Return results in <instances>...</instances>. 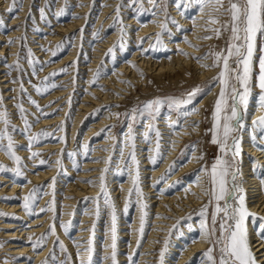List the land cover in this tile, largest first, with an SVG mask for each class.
Instances as JSON below:
<instances>
[{"label":"rangeland","instance_id":"1","mask_svg":"<svg viewBox=\"0 0 264 264\" xmlns=\"http://www.w3.org/2000/svg\"><path fill=\"white\" fill-rule=\"evenodd\" d=\"M110 1L15 0V10L13 12L8 11L13 6V0H10L5 8L0 5V18L3 19V24L0 25V48L5 47L6 49L3 54L0 50V64H4V67L7 68L3 70L0 67V71L3 70L0 73V95L3 96V103L0 104V112L7 110L10 121L8 134L13 137L16 155L22 158L21 164L17 165L6 151L0 149V152L5 156V158L0 159V165L6 166L4 170L0 171V174L2 173V175H6V177L12 179V182L14 181L19 183L20 186H24L29 182L28 173H31L30 175H36L42 172H48L54 167L57 169V172L49 180L35 184L36 186L32 185L27 191L20 189L15 195L17 202L25 203V198L36 190L34 200L30 203V210L26 209L27 214L24 219L18 216V212H7L0 209V215L3 212L7 213L18 224L17 227L2 228L3 224L0 223V264H45V262L47 264H59V261L65 260L69 254L71 257L69 264H80L81 256L77 253L84 252V248L87 247V242L90 239L93 240L94 248V252L92 253L93 264H112L110 259L112 253L111 245L113 242L111 209L104 204L101 189L102 183L107 187L116 209L117 262L118 264H139L141 261V252L144 250L145 242L152 228V216L154 214L152 206L156 205V202H153L151 198L155 197V200L161 199V196H163L166 190H171L172 192L182 190V192L189 193L193 189L194 179L199 177V171L197 170L199 166H196L191 171V176H181L177 180H171L167 188L162 187L164 186V182L168 180V175L160 177L153 188L155 191L150 194L145 193L146 182L144 180L147 178L142 169V159L144 156L140 152L141 145L139 142L141 139L146 140L144 133L147 131L149 138L146 141L148 144L151 143L154 146L152 148V157L156 160L154 163L155 167L160 166L168 155L166 153H169L167 146L162 144L164 143L162 138L167 135L165 133V127H174L176 132H180L182 124L188 116L185 113L197 109L198 105H200L207 95H210L211 99L209 101L210 103L205 106L203 116L205 129L203 136L196 138L195 132H192L190 137L184 138L185 140L181 142L183 145H180L182 148L178 149L179 156L176 160H172L171 164L176 169L186 165L191 160L190 155L198 143L202 148L203 167H206L209 171L216 159L221 156L220 146L212 143L213 133L211 131L213 128L212 113L214 111L215 101L218 99L221 90V86L215 82L214 78L218 76L221 69L214 67L216 74L213 78H210L209 75H200L199 72L201 69L196 68L195 63L197 62L201 65L202 61L200 60H203L206 62L205 65L211 67L213 57L209 56L210 60H212L211 62H207L208 59L198 60L196 57H204L209 52L223 51L225 49L229 39V33L224 31L222 35L217 37L211 29L219 28L220 25H212L209 23V20L213 15H216L219 16L221 23H224L228 20V15L223 13V10L220 13H214L212 5L206 7L204 9L205 17H203L205 29L200 33L197 32V34H201L199 36H201L202 40L200 44H195L192 42L196 41V39L185 36L192 29L184 27V22L182 21L184 17L192 20L196 19L200 10L199 6L194 3L190 8L177 9L175 8L177 0H156L159 7H153V4L149 0H139L135 5H132L131 0H112L113 6L110 12L103 15ZM141 4L143 8H141ZM86 5L89 6L83 8ZM224 6H228V0H224ZM165 8L166 12L163 10ZM61 10H63V14L57 15ZM176 10L179 13H176ZM181 14L184 15L183 18L178 17ZM153 17H156L154 22L158 24L157 28L159 30L142 37H134V34L131 32L133 31L136 36H140L142 33H139V31L142 29V25L149 24ZM105 18H111L107 25H105ZM173 18L178 21V25L172 23ZM132 19L137 22V25L134 26L128 23ZM74 22H80V24L73 30L67 31V33H63L60 36L58 30H61V26L66 28L70 24H75ZM164 24H167V31L163 27ZM116 32L117 37L111 42L108 48L101 46L104 41H108L111 35ZM54 35H59V39L51 42L50 38ZM206 36H211L212 38L205 39ZM158 40L161 43H158ZM170 42H173L175 46L168 47ZM262 43H264V38L258 36L257 55H259V48ZM36 45H43L42 53L44 55H39L40 53L38 51L40 48H35ZM120 45H123V47ZM58 46L60 47L58 48ZM194 46L195 49H192ZM100 49H103V51ZM110 49L113 50L112 53L109 52ZM73 50L76 51V55H74L72 61L66 64L64 63L65 65L62 64L58 68H50L52 64L59 63L73 52ZM196 50L201 51V53L196 55ZM137 51L142 55H137L136 58L134 54ZM12 52L18 53L14 55L15 57H12L13 59H10ZM98 52H100L101 58H99V61L94 67L92 63L93 60L97 59L96 53ZM179 54L194 57L191 68L187 70L186 68L178 69L173 72L166 71L159 74L158 71H149L144 67L142 68L138 62V59L144 56L147 59H151V63L157 61L158 65L163 60H173ZM17 64H19V68L16 67ZM123 64L129 66L130 71H138L139 77L128 83V79H131L130 76L120 71L121 65ZM9 65L12 67H9ZM97 72H99V78H97ZM53 73H56V75H52ZM4 74H9L11 87H4V84H6L5 81L2 83ZM68 74L72 75V77L68 80L67 87H63L60 85L61 78ZM114 77L115 80L118 79L122 83H126L123 89L116 85L117 82L115 83L113 81ZM105 78H108L109 82ZM53 84L56 86L52 87L51 85ZM216 85L220 87L217 91L213 92L212 90ZM197 86L202 87L203 91L196 96L192 104L176 106L171 103L173 99H186L187 93ZM22 87L24 91L21 90ZM39 87H46L48 90L40 93L37 91ZM110 87L114 89H110ZM4 89L9 90L11 94L6 95L3 92ZM60 90H67L70 93L65 96H59L60 93L57 94V92ZM114 90H117V92ZM95 91L98 96H102L103 93H110L109 96H111V93H114L119 98L111 97L105 102L100 101L98 104H95L83 116V119L75 130L76 136L74 141L70 145L68 135L71 132L70 128L74 125L75 114L78 112V107L80 106L79 103L83 99L87 100L84 103L89 106L94 104V102H98L96 99L99 98L94 93ZM259 91L255 83L254 75L252 95L249 98L246 110L242 113L244 116L242 121L243 126L237 132H234L233 136L241 138L242 131L249 126L246 123L248 121L246 117L252 118L257 114L255 111L257 109L256 105L259 104ZM54 93H56V98L48 102L43 100ZM31 100L37 101L40 109H37L31 103ZM154 100H159L161 103L154 110H145L144 105ZM21 103L26 110L25 115L31 125L27 129L25 128V121L21 117L17 107ZM12 104L15 105L13 106ZM60 105L61 107H59ZM258 108L260 110L263 109L261 112L264 113V108L260 106ZM14 111H16V114H13ZM103 115H106L108 120L104 121L105 116ZM57 117L63 118L62 121L41 127L43 120H56ZM169 117L171 118L170 120ZM260 117H264V115ZM102 118L104 122L101 129L97 133L90 135L92 125L102 121ZM169 123L171 125H168ZM152 126H155L161 133L159 138L152 131ZM4 128L5 125L0 122V131H3ZM129 128L132 129L131 135L135 137V154L139 161V187L143 192L142 196L136 194L133 184L136 165L132 164L129 159V154L133 151L131 137L126 138V134L129 133ZM254 129L255 131H261L256 125ZM42 130H47L52 134L47 137H39L38 142L33 143L31 148H29L28 135L35 136ZM255 131L252 129L249 134L253 135ZM19 136L24 138V143L18 142L20 140ZM100 140H106V144L103 145L105 152L98 151L99 147L96 144ZM157 140H159L160 144L159 155H157L156 151ZM256 140L257 138L255 137ZM7 143V138H5L3 144L7 145ZM42 143L52 144L54 146L60 145L61 147L53 152L34 149L35 146H39ZM23 144H26V146H22ZM229 144H231V141H229ZM85 145L88 146L87 153L84 147ZM121 151H123V160L120 157ZM22 152L27 155L22 156ZM33 152L40 153V155L33 158ZM70 153H76V155L72 156ZM242 154L235 158L234 161L235 166L239 168L240 172L242 169ZM227 158L230 161L233 160L231 153H229ZM41 160L45 161V163H39ZM96 161L102 163H99V166L95 167L93 164ZM18 167L22 173L21 175H17L15 172V169ZM96 168H101V173L91 175V171ZM129 171L132 173L131 176H129ZM204 173L206 175L208 174L207 172ZM82 176L86 177L82 178ZM101 176L104 177L103 181L101 180ZM18 179L20 181H17ZM128 180L130 182L129 186L122 187ZM237 183L242 187L240 182ZM9 184L10 181H0V189H7L13 186H8ZM70 184H75V187L79 189L81 187L78 184L85 187L97 188V195L93 197H75V202L68 206V204H64L63 197L74 198V196L66 195L64 192L67 190V193L73 194ZM229 188L231 189V185H229ZM2 192L0 199L7 196L5 193L7 190ZM152 194L156 195L153 196ZM44 196L48 198L44 200L45 203H42ZM15 197L12 198L13 201ZM138 200L140 203H137ZM90 203L94 204V206L89 207ZM143 203L147 204L146 209L141 208V204ZM126 205L128 206L127 212H125ZM98 206L100 214L96 220V224H94V233L92 227L91 234L77 237L79 227L82 224L83 226L90 224L89 221L82 223L85 221L83 217L96 214ZM204 207H207L206 223L211 227V218L215 211L214 200L210 201L208 199L204 205L191 207V210H186V207H184V213L186 212L185 214L183 213L184 217L179 220V213L176 212L178 215L176 213L173 214V222H176V225L172 229L167 228L164 230L168 231L167 241L159 235L153 236L154 240H158L156 256L153 259L146 257L144 264H161L160 253L162 251H164L163 264H178L179 259L185 256L186 249L191 245L189 241L201 233L199 224L201 217L199 212ZM52 208H54V211L50 210ZM172 209L175 210V208ZM145 211L147 212V217L145 219L143 233L141 234V217ZM67 213L69 214L68 217H63ZM159 214L166 215L164 213ZM136 215L138 218H135ZM189 216L191 219H188ZM41 217L49 218L47 221L37 223ZM0 219L1 221H6L3 217ZM135 220H138V222H135ZM69 222L71 224L66 232L63 224H68ZM259 224L256 220L255 229L257 232H259ZM136 225H138L136 232L138 233L137 238L139 239L134 250H130V242L133 241L134 237L136 238V234L131 230ZM189 225L192 226L191 229H189ZM218 226L219 218L217 219V228ZM43 227V232H41L39 238L40 233L33 232V230ZM246 227L248 230L249 226L247 221ZM15 231H21L22 233L18 234ZM122 231H130L132 238H129L130 235L122 238ZM62 235H65L66 239ZM42 237L43 239H41ZM107 239L109 240L107 241ZM60 242H63L65 245L66 252L61 251L59 246ZM178 242L182 244L179 245ZM80 243L81 245L84 243V247L78 249L77 244ZM34 245H37L34 251L48 249L42 259L30 256L32 254L28 252V249L25 250L28 247L32 249ZM72 246L74 247L73 249L70 248ZM173 246H177L179 252L174 253L175 251L172 250ZM202 252L196 254L186 264H201V261L206 259L202 256ZM121 255L123 256L120 257ZM129 256L132 257L131 260H129ZM105 257H108V259H105ZM150 260L153 261L148 262Z\"/></svg>","mask_w":264,"mask_h":264},{"label":"snow or ice","instance_id":"2","mask_svg":"<svg viewBox=\"0 0 264 264\" xmlns=\"http://www.w3.org/2000/svg\"><path fill=\"white\" fill-rule=\"evenodd\" d=\"M138 2L139 0H131L132 5H135ZM149 2L153 4V7H159L156 0H149ZM193 3L199 6L201 13H203L204 9L209 5H212L214 13H220L221 10H223V13L228 15V20L221 23L219 16L213 15L210 18L209 23L212 25H220V27L213 28L211 31H213L217 37L222 35L224 31L229 33V39L223 51L209 52L204 57H196L198 60H206L211 56L213 57V64L211 67L221 69L218 76L214 78L215 82L219 83L221 86V90L218 99L215 101L214 111L212 113L213 128L211 129L213 133L212 143L220 146L221 156L216 159L210 171L206 167L202 169L209 175L210 188L206 191V194L210 196V201H215V211L211 218V227L206 223L207 207L202 208L199 212L201 217L200 228L202 234L208 238V243L210 245L202 253V256L206 258V262L205 260H202L201 264H259V261L256 259L249 244L248 230L246 227V220L249 217H255V214L251 213L246 206L245 190L237 184L238 177L241 173L234 163L235 158L239 157L242 152L241 138L233 136V133L237 132L243 126L242 121L244 116L242 113L246 110L249 98L252 95L254 75L256 86H258L260 90L258 101L259 106L264 108V43L261 44L259 55H257V38L258 36L264 38V0H228L227 7L224 6V0H214V2L213 0H177L175 6L177 9H185L190 8ZM141 8H143L142 4ZM14 10L15 0H13V6L9 8L8 11L13 12ZM163 10L166 12V8ZM62 14L63 10L57 13V15ZM172 23L178 25V21L174 18L172 19ZM2 24L3 19L0 18V25ZM163 27L166 31L168 30L167 24H164ZM211 38V36L205 37V39ZM157 42L161 43L159 40ZM189 43L191 42L189 41ZM120 46L123 47V45ZM59 47L60 46H58V48ZM112 51V49L109 50L110 53H112ZM185 54L187 55V53ZM202 66L209 67V65ZM9 67L12 66L9 65ZM16 67L19 68V64H17ZM52 75H56V73H53ZM97 78H99V72H97ZM51 86L55 87L56 85L53 84ZM21 90L24 91L23 87ZM47 90L46 87L37 88V91L40 93H44ZM202 91L203 88L197 86L187 93L186 99H173L171 103L176 106L192 104L196 96ZM2 103L3 96L0 95V104ZM31 103L35 105L37 109H40V105L37 101L31 100ZM160 103L161 101L159 100L147 102L144 105V109L154 110ZM17 107L21 117L25 121V128H30L31 125L25 115L26 110L24 109L23 104H18ZM194 111H198V109H194ZM191 114V112L185 113V115ZM170 119L171 118L169 117V120ZM0 122L5 125L4 130L0 131V149L6 151L16 164L20 165L22 158L16 155L13 137L8 134L10 121L8 119L7 110L0 112ZM253 124L259 127L261 132H264V117H260L257 121H253ZM152 131L157 138L160 137L161 133L155 128V126H152ZM131 133L132 129L129 128V133L126 134V138L129 136L131 137V146L133 149L129 154V159L132 164L136 165V174L133 184L136 194L142 196L143 192L139 187V161L135 154V137L131 135ZM51 134L52 133L47 130H42L35 136L29 134V148H31L33 143L38 142L39 137H47ZM144 137L146 140L149 138V133L147 131L144 133ZM5 138H7L8 141L7 145L3 144ZM253 139L255 140L254 135ZM229 141H231V144H229ZM84 147L87 153L88 146L85 145ZM159 149L160 144L159 140H157V155H159ZM229 153H231L233 158L232 161L227 158ZM39 155L40 153L37 152L32 153L33 158L38 157ZM70 155L75 156L76 153H70ZM120 157L121 160H123V151H121ZM150 159L152 160V163L156 162L154 157H150ZM40 163L43 164L45 161L41 160ZM5 167L6 166L0 165V171L4 170ZM257 168H264V166L257 163ZM105 171H107V169H105ZM15 172L17 175L22 174L19 167L15 169ZM131 175L132 173L129 171V176ZM101 180H104L103 176H101ZM197 183H199V179H197ZM261 184L264 185V177H261ZM229 185H231V189L229 188ZM101 189L104 204L111 209V232L113 242L111 245L112 253L110 259L112 264H118L116 254V209L110 198L107 187L103 183ZM35 191L36 190L25 198L24 207L27 210H30V203L34 200ZM230 201H236V203L233 204ZM221 202H223V204H221ZM137 203H140V201L138 200ZM141 208L146 209L147 204H141ZM50 210L54 211V208ZM127 210L128 206L126 205L125 212H127ZM42 211H44V209H42ZM99 214L98 206L96 212L97 219L99 218ZM146 217L147 212L145 211L141 217V234L143 233ZM218 218L219 226L217 228ZM188 219H191V217L189 216ZM259 219L261 220V223L258 225L259 234L261 238L264 239V218ZM70 224L71 222L63 224L66 232L68 231ZM191 227L192 226L189 225V229H191ZM94 230L95 225H93V233ZM41 239H43V237ZM59 246L61 251H67L63 242H60ZM82 247L84 246L77 244L78 249ZM84 251L88 254L86 260L83 258V253H77L81 256L80 264H93L92 253L94 252V248L92 239L87 242V247L84 248ZM160 257L161 264H163L164 251L160 253ZM70 259L71 257L69 254L65 260L59 261V264H69ZM105 259H108V257H105ZM131 259L132 257L129 256V260ZM45 264H47V262H45Z\"/></svg>","mask_w":264,"mask_h":264},{"label":"bare ground","instance_id":"3","mask_svg":"<svg viewBox=\"0 0 264 264\" xmlns=\"http://www.w3.org/2000/svg\"><path fill=\"white\" fill-rule=\"evenodd\" d=\"M10 0H0V5L5 8L7 7V5L9 4ZM112 1V0H111ZM109 2V6L106 7V9L104 10V14H108L112 8V2ZM89 5L84 6L83 8L88 7ZM176 8V7H175ZM176 13H179V11H175ZM183 14L179 15L178 17L183 18ZM103 17V16H102ZM204 11L203 13H201L199 11L198 15L196 16V19L192 20V19H188L187 17H184L182 19L183 26L184 27H188L189 29H192V31H189L188 34H186V37H192V39H196V41L192 42L195 44H200L201 43V34H199L201 31H204L205 27H204ZM105 18V25L108 24V22L110 21V19ZM156 19V17H153L152 21L147 24V25H142V29L139 31L140 36H136L135 33L132 31L131 33L134 34V37H142L145 35H149L151 33H155L157 32L159 29L157 28L158 24L156 22H154ZM17 20V19H15ZM157 21V20H156ZM161 21V20H159ZM13 23H18V22H13ZM75 23V22H74ZM132 25H137V22H135L134 19H132L130 22H128ZM80 22H76L75 24H70L68 25L66 28H63V26H61V30L59 31V34L61 36V34L63 33H67V31H71L73 30L75 27H77V25H79ZM197 32H199L197 34ZM184 36V37H185ZM117 37V32L114 33L113 35H111V37L108 39V41H104L101 46L104 47H109L111 42ZM59 39V35H54L53 37L50 38L51 42H55ZM42 42V41H39ZM175 44H173V42H170V45L168 47H174ZM35 48H40L39 49V55H44L43 52V45L42 46H37ZM105 49V48H104ZM192 49H195V47H192ZM1 53L3 54L4 51L6 50L5 47L0 48ZM101 51H103V49H100ZM191 52V51H190ZM18 52H12L10 54V59L17 54ZM201 51L196 50V55L200 54ZM74 55H76V51L73 50V52H71L69 55H67L62 61H60L59 63L56 64H52V67L50 66V68H58L60 67L62 64H66L69 61H72L74 59ZM137 55H142L141 53H139L138 51L134 54V57L137 58ZM15 57V56H14ZM96 60H93V65L95 67V64L99 61V58H101V54L100 52L96 53ZM13 59V58H12ZM151 59H147L144 56H142L141 58L138 59L139 65L142 66V68L144 67L147 70H155L158 71L159 74L163 73V72H173V71H177L178 69H184L186 68L189 69L192 67V62H194V57L192 56H182L181 54L176 55L174 57L173 60H163L161 63H159L157 65V61H154V63L150 62ZM202 64L200 65L199 63H195L196 68L201 69V71L199 72L200 75L205 76V75H209L210 78H213L216 74L215 68L214 67H209L206 68L202 65H205L206 62H204L203 60ZM212 60H210V58H208L207 62H211ZM64 64V65H65ZM157 65V66H156ZM140 66V67H141ZM1 69H7L4 67V64H0ZM87 68V67H86ZM2 70V71H3ZM0 71V73L2 72ZM125 72V74H128V76H130V78L132 79H128V83L129 81H133L136 80L139 77V73L136 70H132L130 71V67L126 66L125 64L121 65V70ZM5 72V71H4ZM138 73V74H137ZM4 80H2V83H4L3 81L6 82V84H4V87H11V78H9V74H4ZM72 77V75H65L61 78V83L60 85L63 87H67V83L68 80ZM106 81L109 82L108 78H105ZM113 81L118 85L120 88L123 89V87L126 85V83H122L121 81H119L118 79L115 80V77L113 79ZM120 83V84H118ZM219 85H216L215 88H213V92L217 91L219 89ZM110 89H114L112 87H110ZM117 92V90H114ZM4 93H6V95H10V91L7 89L3 90ZM113 92V91H112ZM59 94V96H65L67 95L68 92L67 90H60L57 92V94ZM96 94V91L94 92ZM215 94V93H213ZM56 93L52 94L50 97H47L45 99H43L45 102L50 101L51 99L56 98ZM97 95V94H96ZM110 93H103L102 96H98L99 99L98 102H94V104H91V106L87 105L86 102L87 100L83 99L81 100V102L79 103L80 106L78 107V112H76L75 114V118H74V125L70 128L71 132L69 133L68 137L70 140V145H72L74 138L76 136L75 134V130L77 129V126L80 124L81 120L83 119V116L86 115V113L93 108V106L95 104H98L100 101L105 102L106 100L110 99L111 97L113 98H119L117 95H114V93H111V96H109ZM214 96V95H212ZM70 97V96H69ZM210 95H207L206 98H204L202 100V102L200 103V105H198V111H190L192 114L188 115L187 118L185 119L186 121L182 124V129L180 130V132H176L174 130V127H170L166 129V137L162 138V141L164 143H162L164 146H167L168 148V152L166 153L168 154L167 157L165 158L164 162L160 165L155 167V164L152 163V160L150 159V157H152V148L154 146H152V144H148L146 140L141 139L140 140V152L142 153V156H144V158L142 159V169L143 172L146 174L145 177L147 178L146 180H144L146 182L145 188L146 191L145 193H152L153 191H155L153 188L155 187V183L158 182L160 177H165L167 176L168 180H166L164 182V186L162 188H167L168 187V183L171 180H177L179 179L181 176H191V171L194 169V167L199 166V168L197 169L199 171V177L194 179V183L192 185V191H190L189 193H185L181 191H175L172 192L171 190H166L164 191L163 196H161V199H157L155 200V197H152V201L156 202V205H153V211L154 214L152 216L153 220H152V228L150 230L149 236L145 242V246H144V250H142L141 252V261L139 264H144L145 263V259L146 257H151L150 259H153V257L156 256V249H157V245H158V240H154V235H159L160 237H164L165 241H167L168 239V231H164L167 228L172 229L175 225L176 222L174 221L173 218V214H175L176 212L179 213L178 219H182L184 217L183 213L184 210L183 208L186 207V210H191V207H198L199 205H204L206 203V201L208 199H210V196L208 194H206V191L210 188L209 186V176L208 174L206 175L204 173V171L202 169H204L205 167H203V159H201L202 157V153H201V145L198 143L196 145V147H194V150L192 151L193 153L190 155L191 160L184 166L179 167L178 169H176L175 166H173L171 164L172 160H176V158H178V149L182 148L183 143H181L182 141H184L186 137H190V135L192 134V132H195L196 134V138L202 137L203 136V131L205 129V121H204V113H205V106L207 104H209L210 102ZM7 100H9V98H7ZM119 101V100H118ZM62 104V103H61ZM13 106L15 104H12ZM117 106V105H115ZM255 106V105H252ZM257 109H256V113L254 117L252 118H247L248 121L246 122L249 126L247 129L242 131V136H241V146H242V169H241V176L238 178L237 182H240L242 184V188L245 190L246 193V206L248 208V210L251 213L255 214V217H249L246 221L248 223V239H249V244L251 246V249L253 251V253L256 256V259L259 261V264H264V239L261 238L259 232L256 231L255 229V221L257 220L258 223H261V220L259 218H264V185L261 184V177H264V168H257V163L261 166H264V132L258 131L254 129L255 125L253 124V121H257L259 119V117L261 115H264V113H262L261 111L263 109L260 110V108H258L259 104L256 105ZM61 107V105L59 106ZM116 109V107H115ZM207 112V111H206ZM264 112V111H263ZM13 114H16V111H14ZM105 116V120H108L106 115ZM63 118L61 117H57L56 120H43L41 127L46 126V125H52L55 124L59 121H62ZM251 119H253L251 121ZM18 120V119H16ZM103 118L102 121L97 122L96 124L92 125V128L90 129L89 133L94 134L97 133L99 129H101V126L103 125ZM168 125H171L170 123ZM169 127V126H168ZM250 129V130H249ZM252 129L255 131L253 133V135L257 138V140L255 141L253 139V135L249 134L250 131H252ZM168 130V131H167ZM61 134V133H60ZM263 134V136H261ZM20 140L18 141L19 143H24L25 140L23 137H20ZM109 143V142H108ZM106 144V140H100L98 141V143L96 144V146L99 147V152H105V150H103V145ZM22 146H26V144H23ZM20 147V146H18ZM61 147L59 146H54L52 144H47V143H42L39 146H35L34 149L38 150V151H56L58 150V148ZM22 156L23 155H27L26 153H21ZM31 155V154H29ZM166 156V155H165ZM57 157V156H55ZM94 157V156H93ZM5 158V156L0 152V159ZM203 158V157H202ZM56 160V159H55ZM66 160V159H64ZM95 162V161H93ZM207 162V161H206ZM40 163V162H39ZM102 163V162H99ZM98 161H96L95 164H93L95 167L99 166ZM31 169V168H30ZM34 169V168H33ZM101 168H96L93 169L91 172V175H98L100 174ZM172 171V172H171ZM57 172V169L54 167L53 169L49 170L48 172H42L36 175H30L31 173H28L29 175V182L24 185V186H20L19 183L17 182H12L10 178L6 177V175H2V173L0 174V181L1 182H9L10 184L8 186H12L11 188H3L0 189V194H2L4 190H7L6 193V197L5 198H1L0 199V209L7 211V212H18V216L22 217V219H24V217L27 214V210L25 209L24 202H17V198L15 197V195L19 192L20 189H22L23 191H27L28 188H30L32 185L36 186L35 184H39L40 182H45L46 180H49L50 177H52V175H54ZM170 172V173H169ZM90 173V172H87ZM86 173V174H87ZM88 175V176H91ZM172 176V177H171ZM85 178L86 176H82V178ZM171 177V178H170ZM197 179H199V183H197ZM17 181H20V179H18ZM130 182L129 180L127 182H125L122 187H127L129 186ZM238 184V183H237ZM81 188L79 189L78 187H75V184H70L71 186V191L73 194H69L67 193V190H65L64 192L66 193V195H72V197L74 196V198H68V197H63L64 200V204H68V206H70L71 204H73L76 200L75 197L80 198V197H93L95 195H97V188H93V187H85V186H81L80 184H78ZM240 185V184H238ZM125 189V188H124ZM128 189V188H127ZM123 191V190H122ZM126 192V189H125ZM120 193V192H119ZM124 193V192H123ZM49 194V193H48ZM47 194V195H48ZM84 195V196H83ZM153 196L156 194H152ZM151 195V196H152ZM158 195V194H157ZM14 201L12 198H14ZM47 196L43 197L42 203H45L44 200L47 199ZM231 203L235 204L236 201H230ZM94 204L90 203L89 207H93ZM88 207V208H89ZM172 208H175V210H173ZM164 211V212H161ZM214 211V210H213ZM159 213H164L166 215H160ZM176 213V214H177ZM186 213V212H185ZM184 213V214H185ZM68 213L63 215V217H68ZM178 215V214H177ZM96 214H90V215H86L83 218L85 219L84 222H90V224H84L85 226H83V224L79 227V234H77V237H82L85 236L87 234H91L92 232V227L94 224H96V220L97 218L95 217ZM4 218L6 221H1L0 219V223H2V228H13V227H17L18 224L15 223L16 221L11 218L12 216H9L7 213H1L0 218ZM49 217H41L38 222L41 221H47ZM135 218H138V216L136 215ZM37 220V219H36ZM34 220V221H36ZM8 221V222H7ZM33 221V220H32ZM135 222H138V220H135ZM159 222V223H157ZM171 223H173L171 225ZM200 224V222H199ZM35 225V224H32ZM46 225V224H45ZM137 226L134 227V229H132L131 231L133 233L136 234V238L134 237L133 241L130 242L131 247L130 250H134L136 244L138 243V239L137 235L138 233L137 231ZM87 227V228H85ZM43 228H38V229H34L33 232H39V238L41 236V232H43ZM122 238H126L127 236H129V238H132V235L130 234V231H122ZM200 232V230H199ZM15 233L21 234V231H15ZM61 234H63L61 232ZM63 238L66 239L65 235H62ZM139 237V236H138ZM89 238V237H88ZM85 238V239H88ZM159 239V238H156ZM109 239H107L108 241ZM124 241V240H123ZM191 243V245L189 246L188 249H186L187 251L185 252V256L181 257L178 261V264H186L189 260H191L196 254L204 251L207 249L209 243H208V238L206 236H204L202 234V231L200 233L199 236H196L193 240L189 241ZM179 245L182 244L181 242H178ZM36 244V243H35ZM81 244V243H80ZM84 244V243H83ZM82 244V245H83ZM187 244V243H186ZM14 247V246H12ZM37 247V245H34L32 249L25 248V250L28 249V252H30V256L32 257H37L38 259H42L46 253L48 249H44L41 251H34V249ZM71 249H73L74 247H70ZM110 248V247H108ZM172 250L176 252H179V250H177V246H173ZM110 252V251H109ZM146 253V256H145ZM203 253V252H202ZM87 252H83V257L86 260L87 259ZM123 255H121L120 257H122ZM205 258V257H204ZM173 260V259H172ZM153 260H150L148 262H152ZM206 262V259H205ZM173 263V262H172ZM21 264V263H20Z\"/></svg>","mask_w":264,"mask_h":264}]
</instances>
